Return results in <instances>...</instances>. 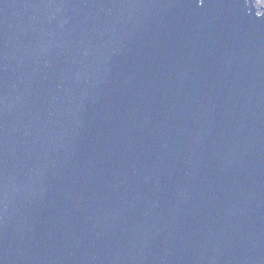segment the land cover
I'll use <instances>...</instances> for the list:
<instances>
[{"label":"water","instance_id":"95a60500","mask_svg":"<svg viewBox=\"0 0 264 264\" xmlns=\"http://www.w3.org/2000/svg\"><path fill=\"white\" fill-rule=\"evenodd\" d=\"M0 0V264H264V7Z\"/></svg>","mask_w":264,"mask_h":264},{"label":"rangeland","instance_id":"374dc122","mask_svg":"<svg viewBox=\"0 0 264 264\" xmlns=\"http://www.w3.org/2000/svg\"><path fill=\"white\" fill-rule=\"evenodd\" d=\"M254 3H255V8H256L257 10L260 9L261 6L264 7V0H255Z\"/></svg>","mask_w":264,"mask_h":264}]
</instances>
